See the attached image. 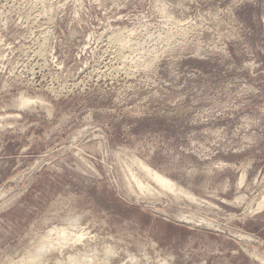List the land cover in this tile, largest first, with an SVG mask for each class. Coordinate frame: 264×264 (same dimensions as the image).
Segmentation results:
<instances>
[{
    "label": "rangeland",
    "instance_id": "1",
    "mask_svg": "<svg viewBox=\"0 0 264 264\" xmlns=\"http://www.w3.org/2000/svg\"><path fill=\"white\" fill-rule=\"evenodd\" d=\"M263 201L264 0H0V264H260Z\"/></svg>",
    "mask_w": 264,
    "mask_h": 264
},
{
    "label": "bare ground",
    "instance_id": "2",
    "mask_svg": "<svg viewBox=\"0 0 264 264\" xmlns=\"http://www.w3.org/2000/svg\"><path fill=\"white\" fill-rule=\"evenodd\" d=\"M163 10V9H162ZM164 11V10H163ZM163 13V12H162ZM166 16V14H165ZM169 17V16H168ZM174 20V19H173ZM175 21V20H174ZM132 30V29H131ZM123 31V30H122ZM129 31V30H128ZM119 32V31H118ZM116 32V33H118ZM125 32V31H124ZM122 32V33H124ZM133 32V31H132ZM131 32V33H132ZM121 34V31L120 33ZM127 34V33H126ZM128 34H130V32H128ZM134 34V33H133ZM131 35V34H130ZM129 35V36H130ZM116 36V35H115ZM119 36V35H117ZM122 36V35H121ZM132 36V35H131ZM124 37V36H123ZM121 38V37H120ZM129 37H127L128 39ZM116 40V37L115 39ZM117 41V40H116ZM119 41V39H118ZM127 41V40H126ZM130 41V40H129ZM119 43V42H118ZM130 43V42H129ZM120 45V44H119ZM124 45V44H122ZM131 46V45H130ZM127 47V46H126ZM125 49V48H124ZM152 52V51H151ZM152 57V56H151ZM156 58V57H155ZM156 61V60H155ZM157 63V62H156ZM147 64V63H146ZM153 64V63H152ZM149 65V64H148ZM142 66V65H141ZM146 67V66H145ZM19 106L23 108H30L31 106L37 105V102L35 99L32 98H27V99H21L19 101H17ZM16 102V103H17ZM18 106V105H17ZM133 163V165H135V167L138 169V173L137 171L131 172V179L133 181V183L135 184V187L140 191V192H149V193H154L156 190L155 186L159 189L157 192L159 191H165L168 193H172V194H177L178 192H181V190L178 188V186L166 175L159 173L158 171L150 168L148 165L142 163L139 160H133L131 161V164ZM130 166V165H129ZM131 168V167H130ZM133 168V167H132ZM143 174V177L140 175ZM130 177V176H129ZM130 180V179H129ZM130 184H132V182H130ZM133 184V185H134ZM154 186V187H153ZM184 193V192H183ZM186 195V194H185ZM175 196V195H174ZM187 196V195H186ZM189 197V196H188ZM262 203V202H261ZM261 205H264V201ZM260 206V205H259ZM260 208V207H259ZM263 207H261L262 209ZM183 217H185V215H183ZM70 220V219H69ZM187 220V219H184ZM191 222H195V221H191ZM66 224V223H65ZM69 226V225H68ZM71 230L69 227H60V228H53L51 229L47 234L45 233L43 238H42V243L43 246L40 247L39 251L35 253V255L32 257V259L28 262V264H37L39 262L40 258H44L45 253L49 252L51 248L54 247V245H52L49 241H56L55 245H59L60 244V240L61 238H66L68 234H70ZM69 236V235H68ZM41 237V236H40ZM84 237L83 233H78L75 235V242L78 241H82ZM51 241V242H52ZM39 243V242H38ZM40 245V244H39ZM56 247V246H55ZM30 248V247H29ZM35 248V247H34ZM60 248V247H59ZM54 249V248H53ZM61 249V248H60ZM58 250V249H57ZM57 253V252H56ZM59 254V253H58ZM28 255V254H27ZM52 255V253H51ZM49 256V255H48ZM101 256V255H100ZM69 257V256H68ZM252 257L258 261L260 264H264V253L260 254L257 251H254L252 253ZM102 258V257H101ZM51 259V258H50ZM70 259V258H69ZM105 259V258H104ZM38 262L36 263L35 261ZM21 261V260H20ZM45 261V260H44ZM93 261V260H92ZM88 262V261H87ZM94 262V261H93ZM18 263V262H17ZM86 263V262H85ZM82 264V263H81ZM107 264V263H106Z\"/></svg>",
    "mask_w": 264,
    "mask_h": 264
}]
</instances>
